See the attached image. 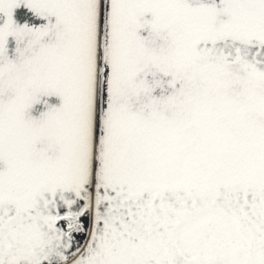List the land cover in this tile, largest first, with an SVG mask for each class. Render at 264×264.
<instances>
[{
    "label": "rangeland",
    "instance_id": "rangeland-1",
    "mask_svg": "<svg viewBox=\"0 0 264 264\" xmlns=\"http://www.w3.org/2000/svg\"><path fill=\"white\" fill-rule=\"evenodd\" d=\"M81 1L94 26L67 33L70 0H0V264H170L168 249L223 264L246 237L211 192L241 202L261 240L264 0ZM124 169L156 184L159 206L132 218L173 220L167 246L114 230L97 182ZM61 216L80 231L66 238ZM228 264H264V248Z\"/></svg>",
    "mask_w": 264,
    "mask_h": 264
},
{
    "label": "flooded vegetation",
    "instance_id": "flooded-vegetation-1",
    "mask_svg": "<svg viewBox=\"0 0 264 264\" xmlns=\"http://www.w3.org/2000/svg\"><path fill=\"white\" fill-rule=\"evenodd\" d=\"M72 2V4H70L71 6H73L71 9L69 8V13L71 15L70 17V21L71 24L67 25L65 22L68 21L66 20L65 22L63 20L61 21H57V26L64 31L67 30V33H72V32H78L79 28L82 29H86V28H92L94 26V20L93 18L89 19V15H87V9L84 8V6L82 5V1L81 0H70ZM80 5V6H79ZM79 6V7H78ZM81 8L84 9L85 11V17H86V22L83 20V16L79 17V9ZM40 17H47L45 12H42V15H40ZM118 15L116 18L113 19H117ZM83 20V21H82ZM2 21V19H0V22ZM108 25L110 26V17L108 16ZM115 27V25H113ZM142 91V90H140ZM140 94H142V92H140ZM120 180L119 183L117 185H114L110 187L111 182L108 180L106 181L104 184L102 183V181H98L97 183H100L99 187H100V192H102L104 198L109 195L111 192H113V199L111 202L107 201V203H104L103 205H105L104 207H117V208H108L109 210H118L117 213V218L116 221L121 225L120 227V233L124 234L126 237H130L133 239H138L141 240L142 238L136 236L133 234V231L131 230L132 227L134 226H139V227H144L145 229L149 230V234L151 236H153L154 234L151 233L154 229V227L156 226V223L153 224H148L145 222H142L140 220L134 219L132 218V210L133 209H139V208H143V207H147L149 209H152L155 206H159L160 203H158V196L156 198H152V194L150 195V191H149V186H155L156 184H153L151 182H145L143 181V176H142V170L140 169H124L121 171L120 174ZM128 177H132V181L133 183L128 181ZM151 178V177H149ZM144 183V184H143ZM151 184V185H149ZM124 187H131L134 189H137V192L134 194L131 193H126L123 192V188ZM74 192V191H73ZM62 195V194H61ZM168 194H165L164 197L165 199H169L167 197ZM211 197L214 198V200H217V198H219V195L217 194H213L211 192ZM69 197H73L74 195L71 196H67L66 199H69ZM75 200H71L70 202V206L71 207H75V204H78V198H74ZM105 201V200H104ZM221 202V198H219V200ZM111 203H114V205H112ZM78 207V206H77ZM233 220H235L234 218H232ZM63 221H65V229H68L69 231H77L81 229V225H82V221L78 218H73L72 220H70V218L68 216H65V219H63ZM151 231V232H150ZM147 242H154L153 239H151V241H147Z\"/></svg>",
    "mask_w": 264,
    "mask_h": 264
},
{
    "label": "trees",
    "instance_id": "trees-1",
    "mask_svg": "<svg viewBox=\"0 0 264 264\" xmlns=\"http://www.w3.org/2000/svg\"><path fill=\"white\" fill-rule=\"evenodd\" d=\"M249 48H245V47H241L238 50V52H242L243 50H246ZM249 55H251L249 52H247ZM254 58L256 61L252 62L254 63L255 67H258L260 70L264 71V53H261L259 51L255 50V54L251 56V59ZM250 59V60H251ZM165 194H163L162 196H164ZM163 199H165L164 197H162ZM200 203H202L201 205L198 206H204V203L202 201V199H199ZM164 202L163 205L166 207H171V209L173 210H178L179 212H185V210L187 209V207L190 204H185V201L183 199H180L179 197H173L172 199H167L162 201ZM162 205V204H161ZM213 205H215L214 207H217L219 209H221L224 213L226 214H230L234 217L235 220H237L238 225H240V231L242 232V235L245 236L246 238H244V240H246V242L243 243V248H237L235 250V252L233 253L232 251L230 252L229 255L226 256L225 259L220 258L223 261V264H228L229 261L233 260H241L243 259L246 255H248L250 252L252 251H259L261 248H264V237H262L261 240H259L258 235L256 234V232H254L253 230V226L255 225L254 221H250L247 218L244 217H237L236 216V212L238 209L242 208V204L240 203H233L230 201V198L228 201L222 203L218 200H214ZM212 205V206H213ZM205 207V206H204ZM173 220H168V219H161L158 220V222L156 223V226L153 228L154 230L151 232L154 235L151 236L148 232L149 230L145 229L143 226L139 227V226H134L131 228V230L133 231V234L145 239L146 241H151V239H153L155 242H159L163 247H165V245L167 246L166 242L163 240V237L165 238V236L170 235V233L172 232V223ZM120 227L121 225L116 221L114 223V230L117 232H120ZM256 241L257 244L251 248L246 247V245L249 243H252L253 241ZM173 242V239H172ZM168 255L170 256V258H173L172 261L170 262V264H177L180 263L182 260H180L178 258V256L173 253L170 249L167 250ZM232 253V254H231ZM213 264V263H212Z\"/></svg>",
    "mask_w": 264,
    "mask_h": 264
},
{
    "label": "water",
    "instance_id": "water-1",
    "mask_svg": "<svg viewBox=\"0 0 264 264\" xmlns=\"http://www.w3.org/2000/svg\"><path fill=\"white\" fill-rule=\"evenodd\" d=\"M57 220H58V218H56L55 220H54V222H57ZM69 234V232H67V235Z\"/></svg>",
    "mask_w": 264,
    "mask_h": 264
}]
</instances>
